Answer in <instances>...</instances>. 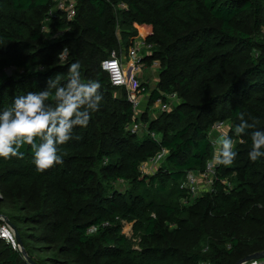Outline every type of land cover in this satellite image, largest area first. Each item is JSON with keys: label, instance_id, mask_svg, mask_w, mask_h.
Segmentation results:
<instances>
[{"label": "trees", "instance_id": "obj_1", "mask_svg": "<svg viewBox=\"0 0 264 264\" xmlns=\"http://www.w3.org/2000/svg\"><path fill=\"white\" fill-rule=\"evenodd\" d=\"M76 1L68 20L53 13L55 0H0V75L23 70L0 81V109L16 95L49 90L50 77L64 86L74 62L81 82H98L102 96L95 111L85 107L87 125H74L59 146L62 164L36 171L28 145L22 159L0 157V226L6 218L15 226L37 264H236L263 251L264 155L248 154L255 133L264 135V0ZM137 25L153 28L142 60L160 62L150 102L170 93L179 102L154 118L141 114L147 127L133 133L127 90L112 85L102 61L133 43ZM51 93L44 104L54 110ZM216 122L229 125L231 165L221 162L223 149L215 153ZM162 148L158 171L142 172ZM214 154L211 189L193 195L180 186ZM0 264L31 263L0 238Z\"/></svg>", "mask_w": 264, "mask_h": 264}, {"label": "clouds", "instance_id": "obj_2", "mask_svg": "<svg viewBox=\"0 0 264 264\" xmlns=\"http://www.w3.org/2000/svg\"><path fill=\"white\" fill-rule=\"evenodd\" d=\"M65 48L58 55L57 63L63 67L66 62ZM80 64L77 62L68 64V79L64 86L59 77L48 79L49 90L28 91L25 94L16 95L6 108L0 109V157L10 159L16 157L22 159L25 155L21 151L24 145L31 148L36 171L43 172L54 164H62L63 159L60 145L71 139L74 125L86 126L91 109L95 111L102 96L98 93V82L82 83L80 80ZM55 88L54 99L59 101L55 109L45 107L44 101L48 100L51 89ZM243 128H237L242 131ZM224 165L233 163L236 153L232 151V142L222 139ZM261 145H264V135L255 133L252 149L249 157L256 161L261 153Z\"/></svg>", "mask_w": 264, "mask_h": 264}, {"label": "built area", "instance_id": "obj_3", "mask_svg": "<svg viewBox=\"0 0 264 264\" xmlns=\"http://www.w3.org/2000/svg\"><path fill=\"white\" fill-rule=\"evenodd\" d=\"M57 9L62 10L69 19H73L76 14V3L72 2L70 4H65L63 2L62 3L58 2ZM152 48H153L152 44L147 43V41H143V40L133 41V43L129 47L128 58H127L134 64L135 74L131 76L126 67V64L124 63L123 60L124 56L120 55V51H113L109 57L105 58L102 61V68L109 74L112 85L116 87L126 88L129 102L132 104L134 111H136L141 106V100L139 97L143 92L141 81L139 79L136 80V75H138V73L141 72V69L144 66V62L142 60L143 57H140L139 53L142 49H146L148 54L149 52H151ZM151 66L153 67V69L156 68L158 69L160 67V62L154 61ZM12 68L13 67L6 69H12ZM157 102L164 104L163 99H158ZM163 106H164L163 110H167L168 105L164 104ZM146 127H147L146 124H143L142 122L139 121L137 122V120L135 119L133 122L129 123L126 126V129L132 131L133 133H136L139 131H143ZM225 127H226L225 123L216 122L212 127L210 133L211 136L214 135L213 134L214 132H218V134H220V132ZM151 135L156 139H160V135L156 132H151ZM212 144L213 146H216L218 144V141L213 139ZM220 148L223 149V145H221ZM232 150H233V144H232ZM167 154H168V150L162 148L159 153H157L154 157L150 158L148 161L150 164H160V162L165 159ZM217 163L219 162H216L215 160H213L212 162H208L206 170L199 174L204 178L211 177L212 178L211 184L214 183V177L217 174L215 170ZM196 176L197 175L190 173L188 179L183 180L180 185L181 187H189L191 191H193V195L197 193V191H195L194 189L195 184H198ZM224 182L227 181L224 180ZM209 189H211V187H209ZM94 229L95 228H92L90 229V231H93ZM0 238L5 239L7 242L11 243L15 249H17L18 242L15 237V232L13 228L6 221L0 226ZM200 264H209V263H200ZM243 264H264V258L253 259L244 262Z\"/></svg>", "mask_w": 264, "mask_h": 264}, {"label": "rangeland", "instance_id": "obj_4", "mask_svg": "<svg viewBox=\"0 0 264 264\" xmlns=\"http://www.w3.org/2000/svg\"><path fill=\"white\" fill-rule=\"evenodd\" d=\"M56 2V6H55V9H53V13L55 14V12L57 11V4L58 2H63L65 4H70V3H77L76 0H55ZM122 7H125L122 6ZM68 18V17H67ZM69 19V18H68ZM69 20H72V19H69ZM145 27L144 25H137V31L138 33L135 34V35H132L131 37V40L132 42L133 41H136V40H143V41H146L147 39V35L146 33H144L145 31ZM62 32H59L57 34H55L56 36L60 35ZM118 36H119V39L121 40L122 39V32H120V29L118 30ZM142 42V41H141ZM131 45H129L130 47ZM129 47L126 46V45H122V48L120 50V55L121 56H124L125 58H128V52H129ZM145 54H147V50L146 49H142L141 52L139 53V56L142 57L144 56ZM67 51L66 53L64 54V60L66 61L67 59ZM147 68H149V70H146V73L144 74L143 73V78L141 77L140 79L142 81H147L149 82L147 85H148V91L150 90H153V88H155L157 86V82H158V71L154 70L152 71L151 68H150V64H146ZM146 68V67H145ZM43 69V68H41ZM17 71H23L22 69L19 70V69H16V68H12V69H4V71L2 72V74L0 75V81H2L4 79V76H11L15 73H17ZM146 74L147 75H150L148 77H150L151 80H148L146 79ZM139 79V76L136 75V80ZM143 93V92H142ZM176 93H170L168 94V96H166V98L164 99V104H167L168 105V108L167 110H163L164 108V104L163 103H158V102H155V103H151L150 100H149V96L147 94H145V97H139L140 100H141V106L136 110L134 111L135 112V116L134 118L136 119L137 117H140L141 119V114L145 113V112H148L147 113V116L148 118H154V117H157L161 112H167V111H172L175 106L178 104L179 102V98L177 96V94L175 95ZM173 95V96H172ZM172 96V97H171ZM129 100V99H128ZM142 120V119H141ZM147 122H144V124H146ZM148 124V123H147ZM229 125L226 123V127L220 132V134H218V132H214L212 135V138L217 140L218 141V144L215 147V153L217 156H221V153H222V149L220 148L221 145H223L221 143V140L222 139H226V136H227V131L229 130ZM142 134V133H140ZM232 144L234 145V141H232ZM214 154V157H215V161L216 162H219L220 160L219 159H216L217 156ZM144 164V165H143ZM159 165L160 164H150L149 161L147 160L144 161L142 163V167H140L141 171L142 172H145V173H149V174H154L158 171L159 169ZM197 178V181H198V184H195V191H197V193H201V192H204L205 190L209 189V187H212V182H211V177H202L200 175H197L196 176ZM121 190L124 189V187H121L120 188ZM132 227H133V224L132 223H125L124 225V232L131 236L132 235ZM14 230V229H13ZM15 232V231H14ZM16 237V235H15ZM17 250L21 251L22 252V249H21V245H19V243H17Z\"/></svg>", "mask_w": 264, "mask_h": 264}, {"label": "crops", "instance_id": "obj_5", "mask_svg": "<svg viewBox=\"0 0 264 264\" xmlns=\"http://www.w3.org/2000/svg\"><path fill=\"white\" fill-rule=\"evenodd\" d=\"M144 26H146L145 27V31H144V33H146V37H148L151 33H152V30H153V28H152V26H150V25H144ZM144 50V49H143ZM141 52V51H140ZM145 56V55H144ZM144 56H142V57H144ZM123 60H124V63L126 64V67H127V69H128V71H129V73H131V75H133V74H135L134 72H135V69H134V64L129 60V59H127V58H123ZM144 62V66L142 67V69H141V72L140 73H138V76H139V80L141 81V83H142V87H143V93L140 95V97H145V94H147L148 96H149V100H150V97H151V92H152V90H150V91H148L149 89H148V83L149 82H147V81H142L140 78L142 77L143 78V73L145 74L146 73V70H149V68H147V66H146V62L145 61H143ZM146 67V68H145ZM150 68H151V70L152 71H158V69L156 68V69H153V67L152 66H150ZM148 76H150V75H147L146 74V79H148V80H151L150 79V77H148ZM158 81H159V73H158ZM157 102V101H156Z\"/></svg>", "mask_w": 264, "mask_h": 264}, {"label": "water", "instance_id": "obj_6", "mask_svg": "<svg viewBox=\"0 0 264 264\" xmlns=\"http://www.w3.org/2000/svg\"><path fill=\"white\" fill-rule=\"evenodd\" d=\"M6 218V217H5ZM5 221L14 229L15 231V235H16V240L17 242L19 243V245H21V249H22V254L23 256L31 263V264H37L27 253L26 249H25V246H24V243L21 239V236L19 235L18 231L16 230L15 226L12 225L10 223V221L6 218ZM261 258H264V250L261 251V252H256V253H253V254H250L244 258H242L241 260L237 261L236 264H243L244 262H247V261H250V260H253V259H261Z\"/></svg>", "mask_w": 264, "mask_h": 264}]
</instances>
